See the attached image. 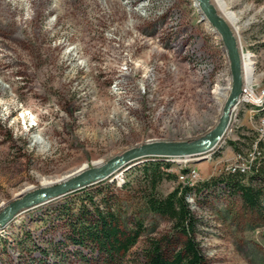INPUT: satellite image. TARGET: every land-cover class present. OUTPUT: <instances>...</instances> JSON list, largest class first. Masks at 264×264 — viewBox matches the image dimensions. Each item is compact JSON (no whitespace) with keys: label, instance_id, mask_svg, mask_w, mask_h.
<instances>
[{"label":"rangeland","instance_id":"obj_1","mask_svg":"<svg viewBox=\"0 0 264 264\" xmlns=\"http://www.w3.org/2000/svg\"><path fill=\"white\" fill-rule=\"evenodd\" d=\"M210 2L228 26L239 60L251 55L254 72L249 89L241 79L227 130L213 151L151 157L25 209L0 227V264H145L151 240L165 253L181 245L184 237L171 219L145 205L144 164L170 162L162 170L177 175L156 184V197L178 182L193 186L228 174L221 170L234 153L230 142L244 134L245 150L264 120L257 115L264 109V0H221L223 11ZM225 13L235 17L234 24ZM162 27L154 37L141 36ZM177 45L183 46L180 53ZM229 81L226 48L194 0H0V215L19 196L145 141L205 135L223 110L214 90ZM182 169L200 176L183 181ZM221 187L186 199L198 220L193 234L203 264H264L263 217ZM85 193L100 209L109 202L122 230L142 224L137 242L114 261L90 239L76 244L67 238V215L77 216Z\"/></svg>","mask_w":264,"mask_h":264},{"label":"trees","instance_id":"obj_2","mask_svg":"<svg viewBox=\"0 0 264 264\" xmlns=\"http://www.w3.org/2000/svg\"><path fill=\"white\" fill-rule=\"evenodd\" d=\"M166 22V21H165ZM163 29L159 28L153 35L144 34L148 37H154ZM164 46H172L169 39H163ZM178 53L183 46L177 45ZM264 114V109L257 114ZM257 116V117H258ZM239 140L230 142L232 149L240 151V141H246L249 137L241 134ZM243 147V146H242ZM172 164L170 162H147L141 169L142 178L146 189L144 191V201L148 210L161 216L168 217L172 221L173 227L179 231L184 239L181 245L170 253H165L158 240H151L148 248L145 250V264H203L204 256L194 237V227L198 221L193 212L189 209L187 197L192 194L204 193L206 190H219L222 186L228 190V194H236L241 199L242 206L250 211L261 215L264 219V149L261 150L258 159H253L251 167L253 171L247 176L235 174H220L216 177H210L207 180L199 181L193 186L188 183L178 182L177 185L164 197H156L153 193L156 184L164 177L177 180V175L172 172H165L162 168L168 169ZM186 173V169H182ZM249 173V172H248ZM245 179V180H244ZM110 186L109 184H107ZM221 187V188H222ZM83 196L86 201L79 206L77 216L72 218L67 215V224L69 226L67 238L76 244H81L85 239H90L99 246L100 250L105 252L111 261L115 256L126 253L136 242L142 231L141 222H137L134 228L124 231L120 228L119 213L112 209L106 200L103 204L106 208L100 209L98 203L89 193ZM205 196V195H204ZM80 201V200H79ZM82 201V200H81ZM93 208L94 216H90L86 203ZM69 209H66L68 212Z\"/></svg>","mask_w":264,"mask_h":264},{"label":"water","instance_id":"obj_3","mask_svg":"<svg viewBox=\"0 0 264 264\" xmlns=\"http://www.w3.org/2000/svg\"><path fill=\"white\" fill-rule=\"evenodd\" d=\"M198 5V10L203 16V20L215 31L221 38L228 55L229 67L232 78V89L227 98L222 114L218 123L210 129L205 135L193 140H150L140 143L126 149L120 154L111 157L108 161L99 166L78 168L70 175L67 180L58 181L55 185L43 187L30 191L18 197L13 203L12 211L0 217V226L11 220L20 209L32 202H39L47 199L63 196L64 194L78 190L84 186L105 180L119 169H127L131 165L140 161L151 159L156 156H188L197 153H203L212 150L223 137L229 120L230 109L235 105L237 96L241 87L240 61L238 48L235 45L226 24L217 14L215 6L210 0H194ZM205 160L204 157L197 158L193 161L199 162Z\"/></svg>","mask_w":264,"mask_h":264},{"label":"bare ground","instance_id":"obj_4","mask_svg":"<svg viewBox=\"0 0 264 264\" xmlns=\"http://www.w3.org/2000/svg\"><path fill=\"white\" fill-rule=\"evenodd\" d=\"M216 1V3H217V5L220 7V9H222V11H223V4H222V2H221V0H215ZM196 7H197V9H198V5L196 4L195 5ZM199 11V10H198ZM200 12V11H199ZM201 14V13H200ZM202 15V14H201ZM225 15L227 16V18H228V20L232 23V24H234L235 23V17L231 14V13H225ZM202 19H203V16H202ZM208 25V24H207ZM227 26V25H226ZM211 29V32H215V31H213L212 30V28H210ZM227 29H228V26H227ZM229 30V29H228ZM230 32V31H229ZM216 33V32H215ZM231 34V33H230ZM232 36V35H231ZM233 37V36H232ZM233 40H234V38H233ZM235 42V41H234ZM188 51V50H187ZM240 71H241V79H242V82L244 83V85L246 86V89H249L250 88V86L252 85V82H253V78H254V72H253V66H252V62H251V55L250 54H243V55H241L240 56ZM231 82L229 81L228 83H227V85L225 86V87H216V89L214 90V95H215V99L218 101V102H220V108H219V111L221 112V110H222V107H224L223 105L225 104V102H226V100H227V98L229 97V94H230V92H231ZM239 94H240V92H239ZM238 94V95H239ZM223 111V110H222ZM228 127V126H227ZM227 130V129H226ZM34 140L38 143V144H41V145H43V147L44 148H47V144L45 143V141L41 138V136L40 135H35L34 137ZM221 140V139H220ZM217 146V145H216ZM215 146V147H216ZM214 147V148H215ZM213 148V149H214ZM211 151V150H210ZM213 151V150H212ZM206 152H208V151H206ZM206 152H203L204 154L206 153ZM197 154H202V153H197ZM192 155H195V154H192ZM102 163H99V165H101ZM99 166V165H97V164H93L92 166ZM87 166H84V167H82V168H86ZM69 178H71V177H69ZM69 178H66V177H63L60 181H62V180H67V179H69ZM59 180H57V181H59ZM57 181H54V182H57ZM54 182H52V183H54ZM99 183V182H98ZM51 184V183H50ZM95 184V183H94ZM55 185V184H54ZM92 185V184H91ZM87 186H90V185H87ZM87 186H84V187H82V188H85V187H87ZM82 188H80V189H82ZM79 190V189H78ZM75 191H77V190H74V191H71V192H75ZM29 192H27L26 194H28ZM70 192H68V193H66V194H64L63 196H65V195H67V194H69ZM22 197V196H21ZM60 197H62V196H60ZM60 197H56V198H52V199H47V200H43V201H39V202H32V203H29L27 206H25V207H23L22 209H20L15 215H13L12 216V218H11V220H13L14 219V217H16L18 214H20L21 212H23V211H25V209H30V208H32V207H34V206H39V205H42V204H46V203H48L50 200L52 201V200H54V199H57V198H60ZM14 203L13 204H11V206H9L7 209H6V211H3L2 212V214L0 215V217L1 216H3V215H5V214H7L8 212H10V211H12V209L14 208ZM11 220H9L8 222H6L3 226H0V227H5Z\"/></svg>","mask_w":264,"mask_h":264},{"label":"built area","instance_id":"obj_5","mask_svg":"<svg viewBox=\"0 0 264 264\" xmlns=\"http://www.w3.org/2000/svg\"><path fill=\"white\" fill-rule=\"evenodd\" d=\"M144 34L145 33H142L141 36H144ZM159 51H164V50L159 49ZM256 134H257L256 138L254 140H251V142L247 147H244L246 148L245 150H243V148H240V151L235 152L232 149L234 153L232 157L227 159L223 164L221 173L222 172H229V174L239 173L247 176L248 172L253 171V167H251V159H258L261 150L264 149V120L258 122L256 128ZM178 176H182L183 181H193L194 179L197 178V176L200 175L196 171L195 173H183V174H179Z\"/></svg>","mask_w":264,"mask_h":264}]
</instances>
